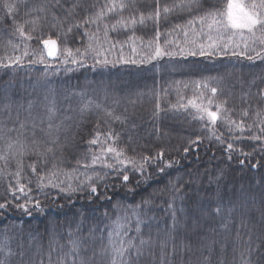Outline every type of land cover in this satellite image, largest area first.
<instances>
[{
    "label": "trees",
    "instance_id": "16d2710c",
    "mask_svg": "<svg viewBox=\"0 0 264 264\" xmlns=\"http://www.w3.org/2000/svg\"><path fill=\"white\" fill-rule=\"evenodd\" d=\"M179 3L159 0L156 19L157 0H0V61L20 57L0 66V264H109L118 221L142 253L129 264H264V35L226 48L221 26L203 35L227 0ZM45 39L69 62H40Z\"/></svg>",
    "mask_w": 264,
    "mask_h": 264
},
{
    "label": "snow or ice",
    "instance_id": "6c2138e0",
    "mask_svg": "<svg viewBox=\"0 0 264 264\" xmlns=\"http://www.w3.org/2000/svg\"><path fill=\"white\" fill-rule=\"evenodd\" d=\"M196 0H181V3L177 4L175 7H179L181 9L185 8V7H191L192 3H195ZM126 5L121 2L118 5L114 2H110L109 4H107L105 6V10L109 13L117 10V8H119L120 10H122ZM7 7H9L11 9V5H8ZM172 11V8L169 6H164L163 7V13L165 15H167L168 13H170ZM105 12L104 11H100L96 14V19L101 18L102 16H104ZM161 15V9L159 6V0H157V8L155 10V18L159 19ZM209 15L212 16V21L209 24V27L211 28L212 25H216L218 27L222 26L225 29L231 28L233 30H243V31H247L249 34L255 35V32L257 30H260L262 33H264V0H254V2L252 3H246L245 0H227V4L225 9L219 13V15L217 16L214 13H209ZM149 19H152L153 16L150 13L148 16ZM204 17H200L201 22H204ZM140 20L141 22H143L144 20V16L143 14H141L140 16ZM133 23H135V20L132 21ZM84 23H95V20L88 18L85 19ZM117 23H123V21H117ZM113 28H115V25H113ZM18 31L20 33L21 36H25L24 33V29L22 26H20L18 28ZM28 39H31L30 36L26 37ZM209 39H211V37H209ZM42 44H43V49H44V54L39 56V60L40 62H43L45 57L49 58V59H55L56 57H60V56H64V63H68V59L66 58L67 56H71V50L70 49H64V51L62 52L57 41L56 40H52V39H45L42 40ZM211 46V45H210ZM164 53H162L159 49L156 50V55H163ZM72 63H76L77 60L75 59V57H73ZM20 63V57H15L14 59H9L7 62L4 61H0V66H4V67H8V66H12L13 64H18ZM212 93L215 94L216 89L213 88L211 89ZM212 101L209 100L208 104L211 105ZM221 106H217V110L213 111L210 107H205V108H201L198 109L199 112H202L203 115L199 116V119L204 120L205 117H207V121L210 124H215V122L217 120H219L220 116H219V109ZM49 112V119H51L52 116L55 115V109L54 108H49L48 109ZM109 115H111L109 113ZM115 119H119L118 117H114ZM41 123H43V121H41ZM235 123V122H233ZM7 126L5 125L4 127H0V133H5V128ZM25 127V125L23 123L20 124V128L23 129ZM37 127L35 121H33L32 124V128H33V134H34V130ZM238 127H241L242 129V124L239 125ZM49 128H51V124H49ZM14 128H8L7 131L11 132L14 131ZM264 130V129H262ZM109 136H111V134H109ZM255 139H259V137H255ZM52 143H55V140L52 141ZM90 143L92 144H96L97 140L93 139L90 141ZM8 147L11 149L13 147L12 144H9ZM232 145L229 144L228 148L232 149ZM25 151V146L23 144L20 145V153L23 154V152ZM48 152H52V148L49 147L47 149ZM102 151L107 152V153H114V157H113V161L116 164H120V165H126L128 163H132L134 165L133 170H139L141 172V174H143L144 172V165L141 164L139 166V168H136L135 166V162L122 158L123 157V152L121 150H117L114 147H107L102 149ZM38 155H43V153H37ZM158 156L160 158H162L163 153L158 154ZM0 159H6V157L0 156ZM102 159L101 157H93L92 159V163L95 164L97 162V160ZM148 157L144 158V161L147 162L148 161ZM87 167V165H85ZM104 166L108 167V168H112L113 165L112 164H107V162L105 161ZM171 166V165H168ZM18 167H22V162L18 161ZM32 172L36 171L35 165H30ZM121 169H117V171H120ZM161 171H163V169H161ZM15 175L17 177L20 176V172L17 171L15 173ZM91 179V178H89ZM122 179L124 182H127L129 180V176L127 174H124L122 176ZM41 186H43V180L40 181ZM91 186V185H90ZM9 189L11 191V194L16 197L17 192L20 193L22 196L27 197L26 203L31 202V197L29 196V192L31 191L30 189L28 190V192L25 191V185L21 184L19 182V180H17L16 182V187L13 188L11 185H9ZM61 191H64V189H61ZM91 191L93 193H96V188L95 187H91ZM19 198V197H17ZM6 204H0V209L6 208ZM21 208L24 209V211H28L27 207H25V205H20ZM35 207H39V201L35 202ZM217 211H219V209H217ZM112 235L115 237H119L118 240H113L110 244L111 247V259L109 261V264H129L128 260L125 259L126 256H130L131 255V249L136 248L135 244L133 243V241L129 238V239H125L124 236V225H122L119 221L114 225L113 227V232ZM145 243H147L146 241H144L143 239L140 240V244L144 245ZM125 244H127V247H125ZM77 248V244L75 241H73V250L75 251ZM136 253L137 256H140L141 250L139 248H136ZM81 264H85V262L83 260H81Z\"/></svg>",
    "mask_w": 264,
    "mask_h": 264
},
{
    "label": "rangeland",
    "instance_id": "374dc122",
    "mask_svg": "<svg viewBox=\"0 0 264 264\" xmlns=\"http://www.w3.org/2000/svg\"><path fill=\"white\" fill-rule=\"evenodd\" d=\"M245 2L252 3L254 2V0H245ZM223 29L225 31V34L227 33L229 35L227 38H225L227 41L225 44V47L235 49V50L246 48V45L248 44V39L253 38L256 41V39L260 40L264 35V33H262L260 30H257L255 32V35H252V34H249L247 31H243V30L238 31V30H233L231 28H228V29L223 28ZM211 30H212V27L209 29L208 34L203 35V37H208V38L211 37L210 41H215V42H217V40L224 39L217 34V30L214 32H212ZM223 45L224 44H221V43L213 44L212 47H223ZM42 53L44 54L43 50H42Z\"/></svg>",
    "mask_w": 264,
    "mask_h": 264
},
{
    "label": "water",
    "instance_id": "95a60500",
    "mask_svg": "<svg viewBox=\"0 0 264 264\" xmlns=\"http://www.w3.org/2000/svg\"><path fill=\"white\" fill-rule=\"evenodd\" d=\"M58 43V42H57ZM58 45H59V43H58ZM59 47H60V45H59ZM42 48H43V44H42ZM44 50V49H43ZM59 57H56L55 59H49V58H47L49 61H56L57 59H58Z\"/></svg>",
    "mask_w": 264,
    "mask_h": 264
}]
</instances>
